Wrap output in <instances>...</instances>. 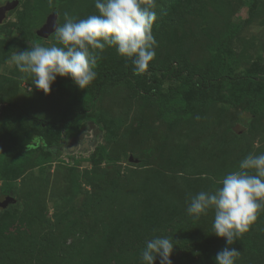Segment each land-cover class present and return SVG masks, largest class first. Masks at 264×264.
<instances>
[{
    "label": "rangeland",
    "instance_id": "rangeland-1",
    "mask_svg": "<svg viewBox=\"0 0 264 264\" xmlns=\"http://www.w3.org/2000/svg\"><path fill=\"white\" fill-rule=\"evenodd\" d=\"M9 1L16 0L0 5ZM57 1L60 26L65 13L77 22L98 14L96 0ZM17 2L0 25V196L15 201L0 204V264H144L142 252L154 238L170 239L177 253L187 240L202 252L192 262L217 264L225 246L214 234V211L196 220L188 213L191 197L222 187L249 154H264V110L218 102L189 115L171 113L159 99L173 95L177 83L160 79L156 88L146 73L140 85L131 78L101 91L88 122L72 131V92L54 82L45 95L11 60L36 44L60 46L55 33L33 39L52 0ZM243 2L177 0L170 17L153 27L151 64L162 68L179 59L202 66L227 31L235 72L264 76V0L250 8ZM102 58L123 57L106 48ZM145 82L152 85L145 88ZM21 152L27 153L17 160ZM245 237L264 246V212ZM46 244L58 249L41 251ZM231 247L241 252L236 264H264V254ZM177 260L173 253L172 264Z\"/></svg>",
    "mask_w": 264,
    "mask_h": 264
},
{
    "label": "clouds",
    "instance_id": "clouds-1",
    "mask_svg": "<svg viewBox=\"0 0 264 264\" xmlns=\"http://www.w3.org/2000/svg\"><path fill=\"white\" fill-rule=\"evenodd\" d=\"M95 8L98 14L78 22L65 13L63 26H54L60 46L36 44L12 55L18 71L45 95L51 94L57 76L71 77L81 90L87 89L97 77L100 54L106 48L130 60L136 75L148 72L156 57V0H96ZM221 184L214 192L191 197L188 213L199 220L214 211V234L228 245L217 254V264H236L241 252L231 246L251 232L264 212V154H249ZM174 248L168 238L147 241L144 264H155L157 257L160 264H172Z\"/></svg>",
    "mask_w": 264,
    "mask_h": 264
},
{
    "label": "trees",
    "instance_id": "trees-1",
    "mask_svg": "<svg viewBox=\"0 0 264 264\" xmlns=\"http://www.w3.org/2000/svg\"><path fill=\"white\" fill-rule=\"evenodd\" d=\"M176 1L156 0L157 8L155 11L158 19L154 24V29H157L165 19L170 17L171 11L169 9ZM243 3L246 8H250L253 0H244ZM57 8L58 1L52 0L50 13H56L58 15ZM36 38L38 36L34 34L33 39ZM227 41H229V33L226 31L210 47L211 56L202 66H194L188 63L183 64L178 61L179 59L165 62L162 64V68L150 64L147 72L150 76L147 81L155 80L156 88H159L162 83L160 79H168L177 83V86L172 90L173 95L172 93H166L160 96L159 100L165 110L171 113L186 112L189 115L193 110L202 109L209 104L218 102L231 106L246 103L248 106L253 107L255 113L264 110V76L257 71L251 72L247 69L235 72V58L228 49ZM161 71L163 72L160 78H156ZM96 72V79L84 90H81L73 82L71 77L57 76L55 80L60 88L70 90L72 92V98L75 100L68 118L69 123L76 124L75 129L72 131H80L78 124L82 121L88 122L87 111L93 109L95 98L105 88L120 86L131 78L137 81V85H140L139 80L142 79L141 75L138 76L135 74L134 65L127 58H116L111 62L108 58L99 59ZM260 77L263 78L260 79ZM146 84L152 85L145 82V88H147ZM258 85H260L259 88L255 89ZM12 109L13 106L9 105L4 113L7 115ZM62 127L65 128L66 124L62 123ZM68 132L72 133L71 131ZM57 145L56 142L50 145L48 152L51 153V149L56 150ZM26 153L21 152L16 159L20 160L21 156ZM77 195L80 197L79 192ZM190 229L194 231L193 226ZM222 242L225 247H228L226 239H223ZM181 245L182 248H179L178 253L175 250L173 252L178 257L176 263L190 264L191 262L195 264L192 262L193 255L197 254L199 256L202 255V252L198 247L192 246L191 242L187 240H184ZM233 246L247 249L257 254H264V246H255L245 236L236 241ZM39 248L41 251L58 249L54 244L41 245ZM185 253H189L190 256H187Z\"/></svg>",
    "mask_w": 264,
    "mask_h": 264
},
{
    "label": "water",
    "instance_id": "water-1",
    "mask_svg": "<svg viewBox=\"0 0 264 264\" xmlns=\"http://www.w3.org/2000/svg\"><path fill=\"white\" fill-rule=\"evenodd\" d=\"M18 2L16 1H9L6 2L3 5H0V25L2 22L5 20L6 15L8 12L13 10L17 6ZM57 18L58 15L56 13H50L44 22V24L35 32L36 36L42 38V39H47L49 36H51L54 32V26L57 25ZM82 134H79L75 138V140H80ZM15 201L13 198L6 197V196H1L0 197V203L1 204H13Z\"/></svg>",
    "mask_w": 264,
    "mask_h": 264
},
{
    "label": "flooded vegetation",
    "instance_id": "flooded-vegetation-1",
    "mask_svg": "<svg viewBox=\"0 0 264 264\" xmlns=\"http://www.w3.org/2000/svg\"><path fill=\"white\" fill-rule=\"evenodd\" d=\"M2 196L10 197V196H7V195H2ZM0 204H1V203H0ZM1 205H10V204H1Z\"/></svg>",
    "mask_w": 264,
    "mask_h": 264
}]
</instances>
